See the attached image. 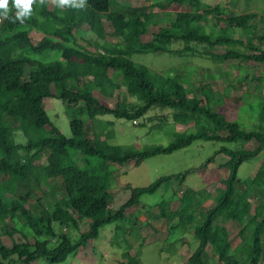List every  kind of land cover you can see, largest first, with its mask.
<instances>
[{
    "label": "trees",
    "instance_id": "obj_1",
    "mask_svg": "<svg viewBox=\"0 0 264 264\" xmlns=\"http://www.w3.org/2000/svg\"><path fill=\"white\" fill-rule=\"evenodd\" d=\"M198 2L166 0L164 3L179 8L174 6L172 14L158 21L144 7L125 4L113 9L115 0H86L82 8H61L55 0H35L23 23L15 20L13 0H9L8 18L0 10V183L7 182L0 188V264H30L38 258L60 263L95 239L108 224L115 225L111 243L122 247L120 264H139L127 239L128 235H138L139 229L131 208L141 195L155 192L163 183L176 180L179 185L189 170L130 188L127 200L111 210L114 166H136L195 140L254 146L236 150L221 146L216 150L230 157L228 174L220 180L213 204L205 210L199 208V200L193 206L172 210L166 199L157 203L160 217L169 224L168 231L177 226L185 231L193 225L197 245L185 256V264H204L207 247L218 264H264V165L251 177L240 180L236 176L243 161L264 151V134L259 127L246 130L217 113L214 103L218 96L207 84L186 83L198 74L202 75L200 80L207 77L215 81L210 69L200 73V66L195 65L196 72H191L190 65H182L157 72L131 59L136 53L202 57L225 77L234 74L237 80L258 83L264 90V73L260 71L264 67V14L227 16L228 10L220 4L195 11ZM183 5L187 8H180ZM102 18L111 23V29L103 28ZM155 21L157 29L144 39L147 27ZM33 31L40 33L37 40L31 38ZM85 31H92L95 39L82 38L80 33ZM175 42L181 47L170 48ZM233 44L245 47L247 53L213 51ZM226 61L222 70L218 63ZM47 98L61 101L69 137L59 132L46 113ZM25 104L29 107L26 114ZM154 107L171 110L174 123L188 126L172 132L165 145L136 149L108 142L113 122L100 117L132 121ZM258 120L264 123V105ZM211 160L212 156L199 167ZM38 161H43L42 165L38 166ZM55 181L58 184L53 187ZM248 185L253 186L259 204L249 199L245 192ZM237 211L242 214L239 220ZM58 212L64 215L62 227L54 219ZM174 218L177 221L172 223ZM14 219L30 232L16 227ZM226 221L227 227L223 224ZM80 226L81 231L70 232ZM234 230L236 234L230 237ZM2 236L9 239V245L2 243ZM246 244L249 248L243 252Z\"/></svg>",
    "mask_w": 264,
    "mask_h": 264
},
{
    "label": "rangeland",
    "instance_id": "obj_2",
    "mask_svg": "<svg viewBox=\"0 0 264 264\" xmlns=\"http://www.w3.org/2000/svg\"><path fill=\"white\" fill-rule=\"evenodd\" d=\"M166 0H115L111 8H122L123 5L128 4L131 7L146 8V11L152 13V18L156 21L172 14L175 10L173 7L176 4L164 3ZM154 4H157L154 5ZM158 4L168 6L162 8ZM215 4L224 6L228 12L227 16L245 12H256L264 14V0H199L194 7L195 11H199L206 6L213 7ZM176 8H179L175 6ZM180 8H187L183 5ZM210 17L207 15V18ZM103 28L111 29V23L102 18ZM150 24L147 27V33L143 36L148 39L150 33L157 29V22ZM210 23L214 22L209 18ZM82 38L92 40L95 39V34L92 31H85L80 33ZM31 38L37 40L40 33L33 31ZM122 46V45H120ZM181 45L177 42L172 43L170 48H180ZM226 49H232L240 53H247V49L241 45H222L215 47L214 52L221 53ZM131 59L139 64L148 67L157 72H166L171 68H180V66L190 65L191 72H196L195 65H199L197 70L210 69L215 74L216 80L210 81L207 77L200 80L201 74L187 79V84L190 82L194 85L204 83L211 88L218 96L214 103L217 113L224 115L226 120L236 122L241 128L246 130H255L259 127V132L264 134V123H259L258 113L264 105L263 88L258 83L246 84L244 81L237 80L234 74H229L227 77L220 73V70L215 69L216 65L210 60L197 57L182 55L175 56L166 53H145L132 54ZM229 61L218 63V66L225 70V66ZM233 62V61H231ZM191 63V64H190ZM264 73V67L260 69ZM237 74H242L241 69ZM118 101H122V94L118 97ZM130 101L134 102L133 99ZM107 103H112L107 99ZM121 107L122 104L120 103ZM46 113L50 120L58 128L59 132L69 137L68 121L63 113V105L61 101L54 98H47L44 106ZM29 110L27 104L24 105V114ZM171 110L154 107L150 109L142 118L127 121L123 119H116L111 115H104L100 117L102 120H111L113 125L109 143L120 144L136 149H141L147 145H165L171 140V134L174 131L184 130L187 126L174 123L170 117ZM221 146H226L232 150L249 149L254 146L253 143H221L219 141H203L195 140L190 145L183 149L173 151L169 154H159L147 159H144L140 164L134 166L132 164H125L122 167L114 166V180L111 186V194L113 200L111 202V210H115L121 203H123L130 196V188L145 186L155 179L163 175H172L182 173L189 170L182 183L178 185L176 180H172L165 185L163 183L155 192L151 194H143L140 196L139 203L131 208L132 216L136 218V224L139 225L138 235H128L127 239L131 245V254L136 255L137 263L139 264H185V256L189 250H192L197 245L192 231V227L187 230L181 229L180 226L168 231L169 224L164 222L160 217L157 203L163 199L170 201V210L177 209L181 206L192 205L193 202L198 201L199 208L205 210L213 204V198L220 187V180L226 178L228 174V166L230 157L223 153H215ZM212 156L210 163L204 164L206 160ZM43 161H38V166L42 165ZM260 165H264V151L258 153L255 157L248 158L243 161L236 172L237 179H244L251 177L256 172ZM199 167V168H198ZM40 168V167H39ZM57 181L53 182V187H56ZM7 182H1L0 188L4 189ZM57 195V188L54 189ZM59 191V190H58ZM245 192L249 195L252 203L256 204L254 197V189L252 185L245 188ZM206 199L204 200V197ZM259 204V203H257ZM256 204V205H257ZM197 212L199 209L196 210ZM195 212L196 220L200 219V215ZM242 217L241 212H236V219ZM64 215L61 212L55 214L54 219L57 220L58 226H63ZM129 219V218H128ZM14 225L22 228L25 233L30 231L26 226L21 227V223L15 219ZM177 218L172 220L176 222ZM128 224V221L126 222ZM225 227L229 222L223 223ZM114 224H108L99 230L98 236L90 240L84 247L78 248L75 253L68 255L62 262L57 264H120L123 261L121 257L122 247L115 243H111ZM79 230H70L71 233L76 234ZM264 235V227L261 230ZM236 231H230V237H233ZM143 236L144 239L141 238ZM112 239V240H111ZM2 243L9 245L8 238L2 236ZM249 245H244L241 249L247 252ZM213 252L209 247L205 249V263L204 264H218ZM30 264H52L46 262L42 258H38ZM262 264V263H259Z\"/></svg>",
    "mask_w": 264,
    "mask_h": 264
},
{
    "label": "clouds",
    "instance_id": "obj_3",
    "mask_svg": "<svg viewBox=\"0 0 264 264\" xmlns=\"http://www.w3.org/2000/svg\"><path fill=\"white\" fill-rule=\"evenodd\" d=\"M40 2L43 3L44 0H40ZM85 2L86 0H55V3L61 8L65 6L82 8L85 6ZM34 3L35 0H13L14 7L16 9L15 20H19L23 23L24 19L31 15ZM0 10H3V16L5 18L9 17V0H0Z\"/></svg>",
    "mask_w": 264,
    "mask_h": 264
}]
</instances>
